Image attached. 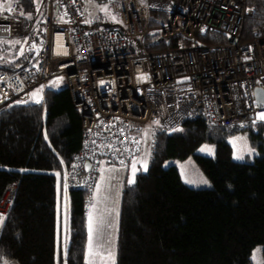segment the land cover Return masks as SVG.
Here are the masks:
<instances>
[{
    "label": "trees",
    "instance_id": "1",
    "mask_svg": "<svg viewBox=\"0 0 264 264\" xmlns=\"http://www.w3.org/2000/svg\"><path fill=\"white\" fill-rule=\"evenodd\" d=\"M37 1L24 0L21 11L9 13L30 23ZM249 6L253 14L245 22L244 40L264 28V0H249ZM165 20L162 13L152 14L151 31L145 39L148 50L171 48L182 41L160 36L157 27ZM101 23L97 20L94 26ZM202 40L226 41L219 34H208ZM43 41L44 23L40 20L23 52L0 64V72L32 62ZM155 126L149 170L139 172L134 182L123 187L115 264H254V248H264V122L212 126L202 115L194 114L172 133ZM242 129L250 132L259 149L253 161L232 157L226 137ZM205 141L216 144L215 156L195 157L212 186H190L176 165L165 166V162L186 158ZM83 145L81 111L67 86H47L42 102L15 101L0 111V200L8 187L16 184L2 225L0 264H57L59 250L60 264H64L63 248L58 246L64 181ZM91 193L69 190L65 264H88Z\"/></svg>",
    "mask_w": 264,
    "mask_h": 264
},
{
    "label": "built area",
    "instance_id": "2",
    "mask_svg": "<svg viewBox=\"0 0 264 264\" xmlns=\"http://www.w3.org/2000/svg\"><path fill=\"white\" fill-rule=\"evenodd\" d=\"M10 1L12 9L0 12V38L25 43L42 19L44 41L32 62L0 72V111L32 100L35 89L44 94L60 76L81 111L84 145L64 181L67 216L69 190L91 192L102 157L127 163L137 156L149 123L172 133L194 114L212 126L264 122V28L244 40L249 0H115L118 21L99 27L89 21L88 0H38L30 23L9 13L24 0ZM153 13L166 15L157 29L163 39L180 37L178 45L147 49ZM208 34L226 41L204 42ZM15 187L0 200V235Z\"/></svg>",
    "mask_w": 264,
    "mask_h": 264
},
{
    "label": "rangeland",
    "instance_id": "3",
    "mask_svg": "<svg viewBox=\"0 0 264 264\" xmlns=\"http://www.w3.org/2000/svg\"><path fill=\"white\" fill-rule=\"evenodd\" d=\"M112 0H88L87 13L89 15L90 23L94 20H100L102 23H113L118 21V18L111 12ZM106 8L107 11L102 9ZM12 9V2L10 0H0V12L4 13ZM115 17V19H113ZM42 20V19H41ZM40 21L38 22V24ZM37 24V25H38ZM25 43H21L16 39H2L0 38V64L8 63L15 58V55H19L23 52ZM11 45L10 48H5L6 45ZM20 48V49H19ZM19 49V50H18ZM18 50V51H17ZM17 51V52H16ZM15 52L16 54H13ZM54 89H61L66 87V79L62 76L55 77L50 85ZM39 92L38 96H34V93ZM32 98L38 99L41 95V89H35L31 93ZM156 131L154 123H149L148 126L142 131V137L145 140V152L141 157V162L147 164V171L150 166V159L153 152L154 142L153 134ZM137 132H140L137 130ZM227 141L232 146V157L236 161H253L255 156L259 154V149L253 144L250 132L246 129L238 130L229 133L226 137ZM216 154V144L212 141H205L197 147L193 154L187 156L184 159H169L165 162V166L176 165L180 171L181 177L190 186L206 188L212 186V182L204 169L196 159L195 155H204L213 157ZM239 157V158H238ZM144 170L143 165L140 172H147ZM207 181V183H204ZM92 196V193H91ZM122 199V195H121ZM122 201V200H121ZM120 222V215L118 217ZM62 223V220H61ZM63 224V223H62ZM117 243L118 235L114 241L108 245V242L104 245V242L99 244V250L103 252V258L101 256H95V264H111V260L107 258V253H114L115 262L117 256ZM86 259L88 261V250L86 252ZM252 260L254 264H264V248L262 245H258L254 248L252 254Z\"/></svg>",
    "mask_w": 264,
    "mask_h": 264
},
{
    "label": "crops",
    "instance_id": "4",
    "mask_svg": "<svg viewBox=\"0 0 264 264\" xmlns=\"http://www.w3.org/2000/svg\"><path fill=\"white\" fill-rule=\"evenodd\" d=\"M94 23L96 22H93V24ZM43 99V92H41L40 98H32L33 101L39 100V102H42ZM144 144L145 140L143 137L141 151L131 162L124 163L113 161L107 158L101 159L92 188L91 203L87 211V250L88 223L90 213L93 216L94 227L96 228L97 242H99L100 245L102 241L104 242V245L108 242V245H110L114 241V239H116L120 225L118 217L119 215H121V195L123 187L126 183H130L129 181H133V172H135V181L137 174L141 171V167L144 164L143 162H141V157L145 152ZM64 202L66 204L65 196ZM59 218L62 219L63 224L60 220L58 230V246L62 245L63 237L65 234V221L68 220L69 224V214L67 216V214H65L63 210ZM63 255H66V252L64 250ZM60 256L61 252L59 250V252L57 253V264H60L61 262ZM63 263L65 264V261H63Z\"/></svg>",
    "mask_w": 264,
    "mask_h": 264
},
{
    "label": "snow or ice",
    "instance_id": "5",
    "mask_svg": "<svg viewBox=\"0 0 264 264\" xmlns=\"http://www.w3.org/2000/svg\"><path fill=\"white\" fill-rule=\"evenodd\" d=\"M102 10L107 11L106 8H104ZM113 19H115V17H113ZM33 95L38 96L39 92L34 93ZM36 102L38 103L39 100H37ZM260 119L264 120V113L261 114ZM143 168L145 171H147L146 162L143 164ZM134 176H135V172H133V181H129L130 183L134 182ZM204 183H207V181H204ZM0 219H2V218H0ZM99 247L100 246H99L97 239H96V228L94 227L93 216L90 213L89 214V223H88V256H89L88 264H95V260L93 259V257H95V256H101L103 258L104 254H103V252H101L99 250ZM107 258L109 260H111V264H115L114 253L108 252Z\"/></svg>",
    "mask_w": 264,
    "mask_h": 264
},
{
    "label": "water",
    "instance_id": "6",
    "mask_svg": "<svg viewBox=\"0 0 264 264\" xmlns=\"http://www.w3.org/2000/svg\"><path fill=\"white\" fill-rule=\"evenodd\" d=\"M56 11H58V9H56ZM257 92H259V91H257ZM259 94V93H258ZM87 168H89V164H87Z\"/></svg>",
    "mask_w": 264,
    "mask_h": 264
}]
</instances>
